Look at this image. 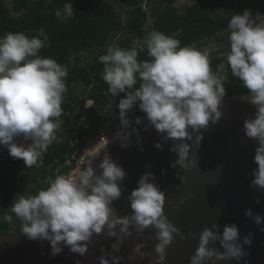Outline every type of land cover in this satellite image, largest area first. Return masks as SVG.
Segmentation results:
<instances>
[{
  "label": "clouds",
  "instance_id": "clouds-1",
  "mask_svg": "<svg viewBox=\"0 0 264 264\" xmlns=\"http://www.w3.org/2000/svg\"><path fill=\"white\" fill-rule=\"evenodd\" d=\"M73 9L67 2L63 8L55 10V16L66 21L74 15ZM228 29V67L231 75L242 81L248 90L244 99L256 108L254 116L243 121L245 135L256 140L258 145L254 156L257 167L252 172L251 185L264 190V17L257 14L253 18L251 11L245 9L242 14L235 13L231 17ZM44 40L47 36L43 29L31 38L23 32L11 31L0 36V145H5L9 154L22 159L28 168L40 166L44 151L56 139L55 130L59 125L51 118L62 115V94L66 90L64 78L68 75L65 66L39 55ZM144 43L151 59L139 62L136 50L109 46L107 54L99 57L104 64L102 79L109 85L113 97L125 93L117 106L121 124L129 126L128 112L139 102L146 123L164 134V140L174 141L170 151L176 152L178 159L172 166L187 168L192 163L190 148L193 143L198 148L203 139L201 129L206 130L210 123L216 124L223 116L220 105L228 81L225 64H218L217 70L213 71L207 51L180 47L178 39L156 29ZM91 106L98 110L100 105L93 101ZM135 123H141L139 116ZM20 136L31 142L17 144L16 138ZM120 138L122 147L131 142L127 135ZM187 141L193 143L190 145ZM106 144L88 153L80 171L69 176H56L36 195L14 197L10 210L22 221L20 232L31 240H48L53 255L62 251L63 242L71 252L81 256L87 252L93 234L105 232L108 237H116V242L111 246L113 253L104 252L99 257L100 264H110L109 255L112 264H118L121 257L114 253L119 250L124 237L130 236L132 229L143 233L145 229L153 228L158 241L154 246L155 264H163L173 234L183 238L165 215V193L150 179L154 174L145 172L137 181L138 187L128 195L131 214L118 216L111 205L122 194L124 169L106 151L98 164L99 174L92 166V159L101 155ZM156 147L162 145L157 142ZM256 202L259 203V197ZM245 216L254 217L257 225L264 221V217L253 213L251 208L245 211ZM3 219L11 222L12 217ZM217 227L218 224H213L212 228L201 231L198 247L189 264H205L207 260L215 264V261L230 259L239 262L246 255L243 244H251V233L240 243L235 223L225 225L222 233L213 231ZM217 241L223 251L210 246ZM143 246L137 244L135 251L139 253Z\"/></svg>",
  "mask_w": 264,
  "mask_h": 264
},
{
  "label": "water",
  "instance_id": "water-1",
  "mask_svg": "<svg viewBox=\"0 0 264 264\" xmlns=\"http://www.w3.org/2000/svg\"><path fill=\"white\" fill-rule=\"evenodd\" d=\"M247 94L224 96L220 105L223 116L216 124L210 123L206 130L201 129L203 139L199 147L193 141H187L190 145L193 143L189 156L192 163L187 168L172 166L178 159L177 153L170 151L174 141L164 140V134L157 132L149 122L138 131L120 134L130 138L127 147H122V139L116 136L105 143L106 148L99 157L92 159L97 174L101 171L98 164L103 151L124 169L122 194L111 205L121 217L132 212L128 195L138 187L140 177L145 172L154 174L150 179L165 193V215L183 234V238L173 234L163 264H189L204 228L218 224L213 231L222 233L223 227L232 223L238 227L240 243L250 233L252 242L243 244L246 255L239 262L230 259L215 261V264H264V231L261 230L264 221L257 225L254 217L245 216V211L251 208L253 213L264 217V190L251 185L252 172L257 167L254 156L258 145L256 140L245 135L243 129L244 119L254 116L256 111L255 106L244 99ZM157 142L161 148L156 147ZM154 232L153 228L145 229L143 233L132 229L131 235L124 237L119 250L114 253L121 257L118 264H155L154 246L158 241ZM115 242L116 237H108L102 232L93 234L83 256L71 252L63 242L62 251L53 255L46 239L31 240L16 229L7 234L0 231V264H100L99 257L104 252L113 253L111 246ZM141 243L144 246L138 253L135 246ZM210 246L223 251L218 241ZM107 258L112 264V256ZM205 264L214 262L207 260Z\"/></svg>",
  "mask_w": 264,
  "mask_h": 264
},
{
  "label": "trees",
  "instance_id": "trees-1",
  "mask_svg": "<svg viewBox=\"0 0 264 264\" xmlns=\"http://www.w3.org/2000/svg\"><path fill=\"white\" fill-rule=\"evenodd\" d=\"M146 1V2H145ZM177 0H159L157 5L143 9V3L149 0H12V8L18 15H13L5 0H0V36L6 32H23L29 38L38 35L43 29L47 40L40 49L39 55L52 58L67 68L68 75L64 78L65 92L62 100V115L51 118L62 124L60 137L56 138L44 151L40 166L28 168L23 160L9 154L5 145H0V231L7 234L11 229L20 232L22 221L11 212L14 197L17 195H36L41 189L47 188L53 172L49 167L55 158L71 150L70 138L73 131L71 116L76 109L86 113L91 129L97 133L107 132L120 125V133L138 131L146 123L145 114L139 109V102L128 112L129 126L125 127L119 119L118 102L125 93L113 97L109 85L103 81L104 64L99 60L107 54L109 40L118 33H123L117 44L121 48L136 50L137 60L151 59L147 55L145 38L153 29L180 41V47L204 46L216 39L217 35L228 30V24L235 13L216 15L222 7L233 0H191V4L181 8L175 7ZM73 5L74 15L66 21L56 18L55 10L63 8L65 3ZM115 3L125 8L119 11ZM253 18L264 15V0H260L248 8ZM239 13H243L239 12ZM152 16L151 25H147L148 15ZM43 40V37H40ZM138 44L135 45L134 43ZM94 54L90 62L82 63L80 53ZM213 71L217 65L225 64L228 81L224 87L226 95H242L248 93L242 81L231 75L227 56L213 55L209 57ZM80 84L85 90L83 97L78 93ZM139 86V80L136 87ZM95 105H106L104 114H100L94 106L85 109L88 100ZM139 116L141 123L136 124ZM83 134H89L81 130ZM57 137V136H56ZM19 144V143H18ZM1 154L6 159L1 160ZM39 163V161H38ZM11 216V222L3 217Z\"/></svg>",
  "mask_w": 264,
  "mask_h": 264
},
{
  "label": "built area",
  "instance_id": "built-area-1",
  "mask_svg": "<svg viewBox=\"0 0 264 264\" xmlns=\"http://www.w3.org/2000/svg\"><path fill=\"white\" fill-rule=\"evenodd\" d=\"M174 6L178 7L176 3ZM143 9L148 11L145 3L143 4ZM151 22L152 16L149 14L145 28H148L151 25ZM92 104L93 101H88L85 105V109ZM71 120L73 131L70 138V147H72V149L68 150L60 157L55 158V160L51 162L49 169L53 172V176L49 181L54 180L58 175L69 176L80 171L84 167V160L90 151L118 136V133L121 134L120 125H116L113 129L107 132H95L91 129L90 121L86 113L80 112L79 109L74 111ZM81 130H84L89 134H83Z\"/></svg>",
  "mask_w": 264,
  "mask_h": 264
},
{
  "label": "rangeland",
  "instance_id": "rangeland-1",
  "mask_svg": "<svg viewBox=\"0 0 264 264\" xmlns=\"http://www.w3.org/2000/svg\"><path fill=\"white\" fill-rule=\"evenodd\" d=\"M7 3V6L9 7L11 13L13 15H18V13L13 10L12 8V0H5ZM260 0H233L230 4L222 7L220 10H218L216 12V15H227V14H231V13H239L244 11L245 9H248L250 7H252L255 3H257ZM159 3V0H149V4H147V8L149 9V7H152L154 5H157ZM176 4L179 8L191 4V0H177ZM116 7L118 8L119 11L123 12L122 18L125 19V8H123L121 5L115 3ZM261 17H264L261 16ZM123 33H118L115 36H112L111 39L109 40V44L108 46H113L116 45L118 40L121 38ZM228 36H229V29L226 31H223L221 33H219L216 37V39L210 41L208 44L204 45V46H198V45H190V47H195L197 49L200 50H204L207 51L209 54V57L213 56V55H224L227 56L229 51H230V44H229V40H228ZM136 45V43H134ZM80 57L82 58V63H87L90 62L93 57L94 54L88 51L82 52L80 53ZM78 86V93L80 94V97H83L85 94V90H83L82 86L80 84H77ZM98 107V111L100 114H104L106 112L107 106L106 105H100L97 106ZM56 123H58V128L55 130V135L57 136L56 138L60 137V133L62 131V124L60 122L55 121ZM17 144H28L31 141L30 140H24V138L22 136L17 137L16 141ZM1 160L6 159V156L1 154Z\"/></svg>",
  "mask_w": 264,
  "mask_h": 264
}]
</instances>
